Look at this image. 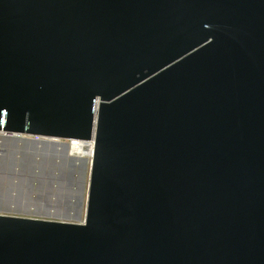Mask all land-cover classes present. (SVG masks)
<instances>
[{
	"label": "water",
	"instance_id": "water-1",
	"mask_svg": "<svg viewBox=\"0 0 264 264\" xmlns=\"http://www.w3.org/2000/svg\"><path fill=\"white\" fill-rule=\"evenodd\" d=\"M0 134L80 169L8 190L0 264H264V0H0Z\"/></svg>",
	"mask_w": 264,
	"mask_h": 264
},
{
	"label": "crops",
	"instance_id": "crops-1",
	"mask_svg": "<svg viewBox=\"0 0 264 264\" xmlns=\"http://www.w3.org/2000/svg\"><path fill=\"white\" fill-rule=\"evenodd\" d=\"M7 137L11 138L12 136L0 134V169H2L1 163L4 165L8 161V151L13 150V166L10 170L6 167L7 170L11 172L6 171V168L5 172H3L8 175V178L12 177V180L14 181L12 189H15L17 181L21 187H27V192L33 195H44L52 190L53 183L51 182V178L53 173H57L53 171V163H62V157L58 154H53L50 139L15 136L14 144L11 145L9 144L10 139ZM73 150L77 151L74 147ZM78 152L82 153L84 151L79 147ZM72 156L75 158V163H78L81 156ZM61 166H64L63 169L66 171L64 174H66L69 179L68 183L64 182L62 184L63 189H73L80 174L79 167L77 164L73 166L69 165L68 167L66 163L61 164ZM3 177L6 176L4 175ZM33 179L36 180L35 183H33ZM18 214L46 217V214L42 211L33 212L32 210H29L19 212Z\"/></svg>",
	"mask_w": 264,
	"mask_h": 264
},
{
	"label": "bare ground",
	"instance_id": "bare-ground-1",
	"mask_svg": "<svg viewBox=\"0 0 264 264\" xmlns=\"http://www.w3.org/2000/svg\"><path fill=\"white\" fill-rule=\"evenodd\" d=\"M78 141H75V144L73 145V147L75 148V150H77L76 152H78V148L80 147V144H78L77 143ZM80 149L81 150H83L84 152H82V153H84L85 154V156L84 157H89V155H90V149H88L87 148V146H84V147H80ZM57 157V156H56ZM62 163L60 162V164L59 165H61ZM59 173H60V175L61 176H63L62 175V172L59 170ZM8 175L6 176V177H2L1 178V182H3V183H1L0 184V188H1V190H2V192L0 191V202H4V201H6V199H7V190H4L2 187L3 186H7L8 187V190H11L12 191V188H9L10 187V183H9V181H8ZM3 180V181H2ZM11 181H13V180H11ZM6 191V192H5ZM13 198H15L16 199V202L18 201L17 200V196H15V197H12L11 198V201L13 202L14 201V199ZM21 198L23 199L24 198V195L23 194H21ZM19 201H23V200H19ZM37 205L38 206H40L41 205V202H37Z\"/></svg>",
	"mask_w": 264,
	"mask_h": 264
},
{
	"label": "built area",
	"instance_id": "built-area-1",
	"mask_svg": "<svg viewBox=\"0 0 264 264\" xmlns=\"http://www.w3.org/2000/svg\"><path fill=\"white\" fill-rule=\"evenodd\" d=\"M92 133H93V131H91V137L89 139H87V140L79 141V140L68 139L67 140L68 152L71 153L72 155H75V156H81V157L85 156L84 153L76 152V151L73 150V145L75 144V141H78L77 143L80 144V147L87 146V148L90 149V155H91L92 146H93Z\"/></svg>",
	"mask_w": 264,
	"mask_h": 264
},
{
	"label": "rangeland",
	"instance_id": "rangeland-1",
	"mask_svg": "<svg viewBox=\"0 0 264 264\" xmlns=\"http://www.w3.org/2000/svg\"><path fill=\"white\" fill-rule=\"evenodd\" d=\"M58 160V159H57ZM55 163H57V162H55ZM1 165H2V168L6 165H8L7 163H5L4 165L1 163ZM60 166V165H59ZM53 167H56L57 168V165L56 164H54L53 165ZM63 167L64 166H62V174H64L66 171L63 169ZM55 169V168H54ZM53 169V170H54ZM55 172H58V170H55ZM1 179V178H0ZM3 181V180H2ZM8 181H9V179H8ZM16 181V180H15ZM36 182V180L35 179H33V183H35ZM38 182V181H37ZM1 183H3V182H1V180H0V184ZM9 183H10V187L9 188H12V185L14 184V181H9ZM39 183V182H38ZM4 190H7L8 191V187L7 186H3L2 187ZM22 188H25L24 190H22ZM0 191L2 192V190H1V188H0ZM11 191V190H10ZM28 191V188L27 187H21V185H19L18 184V182L16 181V184H15V189H12V193H25V192H27ZM6 192V191H5ZM7 194H8V192H7ZM6 194V195H7ZM31 195H33V194H31ZM7 197V196H6Z\"/></svg>",
	"mask_w": 264,
	"mask_h": 264
},
{
	"label": "flooded vegetation",
	"instance_id": "flooded-vegetation-1",
	"mask_svg": "<svg viewBox=\"0 0 264 264\" xmlns=\"http://www.w3.org/2000/svg\"><path fill=\"white\" fill-rule=\"evenodd\" d=\"M7 166L5 165L2 169H0V178H2L4 175L5 176H7V174L6 173H3V172H5V168H6ZM6 171H8L7 170V168H6ZM9 173V172H8ZM1 180V179H0ZM62 180H64V182H67L68 181V176H66V174H64L63 176H62ZM25 188H22V190H24Z\"/></svg>",
	"mask_w": 264,
	"mask_h": 264
}]
</instances>
